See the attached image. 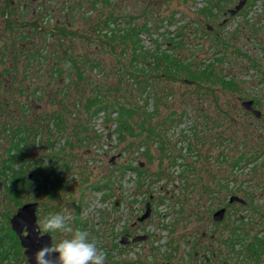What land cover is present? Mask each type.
Masks as SVG:
<instances>
[{"label":"rangeland","instance_id":"374dc122","mask_svg":"<svg viewBox=\"0 0 264 264\" xmlns=\"http://www.w3.org/2000/svg\"><path fill=\"white\" fill-rule=\"evenodd\" d=\"M212 2L208 7L207 0L48 1L55 14L33 32L31 49L27 44L28 52L14 57L8 52L10 43L24 39L9 31L11 25L5 26L6 17L0 15V165L13 134L14 143L21 142L18 167L26 166L33 181L17 194V212L38 203L40 221L52 214L70 215L74 230L88 231L98 240L106 264H176L191 249L207 254L209 246L212 252L219 250L229 230L217 227L213 214L229 206V188L248 203L228 209L229 228L237 216H245L246 224L252 222V234L257 233L252 202L264 212V0H247L235 16L228 11L240 0ZM40 3L33 10L40 11ZM206 6L212 16L202 13ZM40 20V15L31 19L33 24ZM182 41L184 47L172 50ZM133 42H140L151 58L159 46L175 51L177 58L190 61L192 71L208 68L214 76L187 83L185 73L179 79L154 73L158 88L148 101L141 96L144 76L134 68ZM32 53L33 61L27 63ZM59 61L63 72H58ZM25 66L29 77L20 82L17 73ZM219 79L232 81L237 89L224 87ZM19 83L32 86L23 106L17 101L22 98L16 92ZM95 96L110 110L111 119L104 124L118 140L105 156L94 152L100 138L96 122L92 125L95 114L86 108ZM254 97L261 119L241 105ZM123 107L133 112V134L126 133L120 142L114 133L117 124L113 126ZM151 126L158 136L151 135ZM252 147L261 159L248 166L241 162L233 170L230 164L243 154L253 155ZM46 185L51 190L62 187L51 197L42 191ZM149 201L154 213L140 225ZM49 234L54 235L52 244L65 238L59 232ZM144 235L147 241L120 243L123 237ZM24 252L17 237L16 264H28Z\"/></svg>","mask_w":264,"mask_h":264},{"label":"flooded vegetation","instance_id":"af4514ba","mask_svg":"<svg viewBox=\"0 0 264 264\" xmlns=\"http://www.w3.org/2000/svg\"><path fill=\"white\" fill-rule=\"evenodd\" d=\"M0 1L3 2V5L0 4V15H2L3 17H6V21L4 23L5 26H6V23H9L11 25V28L9 31H13V32L17 33L19 35V39H24V42H20V43H19L18 39L16 40V42H11L9 45L8 52L13 54V57H14V55L24 54V52L26 54V52H28V50H26L27 44H29L28 47H29V49H31V39H32L33 32L34 31H41L40 28L42 26V21L44 20V18L48 17L47 20H49L52 17L51 15L55 14V10L49 11V9H48V1H52V0H41L42 4L40 3L41 4L40 5V11H37V9L33 10V4H37V0H0ZM4 5H6L7 7H4ZM49 14H51V15H49ZM39 15H40L41 20L36 21L33 24L31 21L32 17H37ZM225 16H227V14H225ZM27 18H29L30 21L26 20ZM58 21H60V20L57 19V22ZM58 23H56L57 24L56 26H58ZM220 26H222V25H220ZM32 56H33V53L28 56L29 58L27 59V63H30L33 61ZM58 64H59L58 72H61V71L63 72V68H64L63 61L62 62L59 61ZM28 66H31V68H30V73H31L34 64L31 63ZM28 66H25L24 69L20 73H17L18 74L17 79L20 82L28 79V77H29L27 75ZM12 71H16L15 66L12 67ZM0 76H2V73ZM12 77L15 78L14 75H12ZM17 87L18 88L16 89V92L18 91V96L20 98L22 97L21 98L22 100L18 99L17 101L20 103V106H23L22 103L26 104L28 99L31 97L32 86H30V84H27V83H25L24 86H22V84L19 83L17 85ZM249 101L253 102L252 108L254 110L260 112L261 117L257 118V116L254 115V113L248 111V112H250L249 114L253 115L257 119H261L263 114L259 110V104H260L259 101L255 97ZM243 102H245V101H243ZM242 107H243V105H242ZM0 126H1V124H0ZM9 137L11 139L10 140L11 143L7 149L8 156L7 155L3 156L5 159L3 160L4 161L3 164L0 165V171L2 170L3 167L10 166L11 160H13V158L15 156L16 150H15V143L12 140L13 134H10ZM11 149H13V150H11ZM257 149H260L259 145H258ZM251 150L253 151L255 149H253V147H252ZM254 152L255 153L253 155H251L253 158L256 156V150ZM262 153H264V151H262ZM0 154H2V153L0 152ZM240 157H239V159H240ZM239 159L235 160L234 162H232L230 164V166L232 167L233 170L235 168H239V166H240L238 163ZM256 159L260 160L261 156L257 155L255 158V161H256ZM114 162H115V160H113V163ZM250 164H252V163H250ZM5 182H6V180H3L0 178V210H1V208H3V213L0 212L1 213L0 214V264H16V248H17V237L18 236H17V233L15 232V230L13 229V227L11 226V219L17 214L16 207H15L16 188H8L7 185L5 184ZM9 186H11V185H9ZM218 190H220V188ZM237 192L238 191H235V190H234V193L231 192L230 193L231 194L230 199L232 196H236L235 194ZM217 194H218V192L213 193V195H217ZM1 195H3V199H1ZM230 199H229V206L227 208L223 207L226 209V215H227L228 209H230L232 205H235V206L241 205L240 203L239 204L238 203L231 204ZM152 200H153V195L150 197V201H152ZM150 201L147 204L150 203L152 206V202H150ZM6 204L9 205L7 207V213H5ZM13 204H14V206L12 207V209H10L11 205H13ZM254 204L256 205L255 200H254V202H252V210H253V215L256 217V219H255L256 226L255 227H258V229H256V232H257V234H259V236L261 238H264L263 237L264 236V217L259 216L260 208L256 207ZM116 206L117 207L120 206V200L116 203ZM146 207H147V205H146ZM145 213H146V209H145V211H141L140 218ZM153 213H154V209H152L151 216ZM151 216H150V218H151ZM149 219H147L144 222H147ZM144 222H140V225H144ZM235 228H236V226L234 224H232V228H231V230H229L228 234L232 230H234ZM149 239H151V235H149ZM212 239H213V237H212ZM52 240H54V235H52ZM129 240H130V238H129ZM224 240L225 239H222L223 243H222L221 248H219V250L212 252L213 248L211 246H209V251H208L209 254H207V253H200V251H192V249H191L189 254L186 256L187 258L184 259L182 256H180L181 257L180 259H184V261L183 262H177L176 264H264V253H262V252H264V249H261V251H258V253L260 255H257L256 253H253V252L247 253V254L246 253H240V252L236 251V249H234L232 247V245L226 244L224 242ZM130 244L131 243L129 241L127 246ZM177 250H178V252H180V248L178 249V247H177ZM27 262H28V259H27ZM28 264H29V262H28ZM114 264H119V263H114ZM163 264H173V263L166 261Z\"/></svg>","mask_w":264,"mask_h":264},{"label":"trees","instance_id":"16d2710c","mask_svg":"<svg viewBox=\"0 0 264 264\" xmlns=\"http://www.w3.org/2000/svg\"><path fill=\"white\" fill-rule=\"evenodd\" d=\"M212 1H216V0H207V6H212L214 5V3ZM220 1V0H219ZM256 1V0H254ZM205 7L202 10V13H206L209 16H212L213 14V10L211 9H207L208 7ZM146 28V27H145ZM147 30V28H146ZM135 35H138L137 29L134 30ZM130 34V40L131 38H134V35ZM125 39V36L122 37ZM133 44L135 45L134 49V64L136 65V67H134L136 69V71H138L140 73V75L143 74L144 77H142L140 79V92H141V96L145 97L146 95L148 96L147 100L149 101V99H151V95L149 94L150 92L154 93L153 95H155L156 91V87L158 88V85H155L157 78L159 77H153L152 74L156 73H161V78H172L175 77V79H179L182 77V75L185 73L186 74V79H188L187 83H192L194 81H205V80H209L211 78V76H214V74L212 73H208V68L205 69H201V71H192L189 67L191 66L190 61L188 60H181L180 58H177L175 55V51L168 53L166 50H162L161 46H159L157 48V51L155 54H153V58H151V56L149 55V51H146L141 45L140 42H133ZM185 45L182 43H174L172 50L174 49H178L181 47H184ZM140 50L143 51V53H140ZM145 55V56H144ZM147 56L148 58L150 57L152 60H150L149 62H147ZM141 57L144 60V63H141L139 61V58L141 59ZM153 59L155 61H153ZM220 60V59H219ZM74 62V61H73ZM140 62V66L138 65ZM76 63V61H75ZM140 67V68H139ZM219 81L222 83V85L224 87H228V88H232V90L237 89V87L235 86V84L232 81H227L224 79H219ZM155 85V86H154ZM101 96H95L91 99H88V105H87V111L90 113L92 111V114H97L99 113L101 110H107V106L103 107V101L101 100ZM93 109H95L93 111ZM156 111V110H154ZM92 115V116H93ZM133 116V112H131L129 109L126 108H122L121 112L119 113V115L116 116L114 122L117 124L116 128L114 129V133L118 134L119 136V140L120 142L123 141L125 139V134L126 133H130L133 134V127L132 124L129 120H131ZM109 117L111 119V115H110V111H109ZM144 119L142 120V128H143V123H144ZM172 123V122H171ZM57 125H62L61 122L59 121L57 123ZM59 128V127H58ZM151 135L153 136H158L159 134L156 131V128L154 130V128L151 126ZM59 131V130H58ZM23 141V140H22ZM118 141V140H117ZM54 145V144H52ZM15 156L13 158V160H11V165L10 166H6L3 167L2 170L0 171V178L3 180H6L5 184L7 185L8 188H16V192H15V202L17 200L18 205L20 204L19 200L16 199L17 198V194L21 193V192H25V190L27 189V185H30L31 182H33L30 178L32 177L31 175H27L26 173V166H19V163L22 162L23 160L20 157V151H21V142L20 141H16L15 142ZM55 161H59L58 158H55ZM255 158L251 157H247L246 155H242L238 161V163L240 164L241 162H246L245 166H248L250 163L254 162ZM141 165V163H140ZM240 167V166H239ZM140 169V167H138ZM138 168H134L136 170H139ZM127 169H133L131 166H128ZM6 178V179H5ZM10 178V179H9ZM36 181H39L38 179H36ZM11 183V184H10ZM11 185V186H9ZM63 185V184H61ZM60 185V187H54V188H61L62 186ZM13 186V187H12ZM32 186V185H31ZM48 186L46 185L45 188L42 189L43 193H45V195L47 196H51L53 197V195H55L56 192H59V189H49L47 188ZM30 190H34L37 192V189L34 188H29ZM97 189L99 190L100 188H94V190ZM140 189V188H139ZM225 190V188H220L219 192H223ZM211 191V189L209 190V192ZM229 191H232L234 193V190L226 189V192L228 193ZM152 196V195H151ZM150 200V198H149ZM253 201V199H252ZM248 204V203H247ZM81 207H83V202H81L79 204ZM242 208H245V206L240 205ZM260 217H264V212L260 211L259 214ZM245 216H237V223H234V225L236 226V228L234 230H232L226 237H224V242L228 245H232V247L234 249H236V251L240 252V253H256L257 255H260L258 253V251H261V249H264V238H261L259 236V234H252L253 228H252V222L250 224H246L245 221ZM252 221L253 219L250 218ZM227 218H225V220L221 223H216L217 227H222L224 228V230H231V228H229V223H226ZM240 222V224H239ZM53 234V233H52ZM264 253V252H262ZM261 253V254H262Z\"/></svg>","mask_w":264,"mask_h":264},{"label":"clouds","instance_id":"9594fccd","mask_svg":"<svg viewBox=\"0 0 264 264\" xmlns=\"http://www.w3.org/2000/svg\"><path fill=\"white\" fill-rule=\"evenodd\" d=\"M72 219L70 215L57 213L37 221L39 232H59L65 238L51 246H42L34 255L36 264H106V255L98 247V240L90 238L88 231L74 230ZM130 243L133 242L130 240Z\"/></svg>","mask_w":264,"mask_h":264},{"label":"water","instance_id":"95a60500","mask_svg":"<svg viewBox=\"0 0 264 264\" xmlns=\"http://www.w3.org/2000/svg\"><path fill=\"white\" fill-rule=\"evenodd\" d=\"M169 1V0H163ZM247 0H240L239 4L233 9L229 10L228 13L231 16H235L242 8L246 5ZM211 29V28H210ZM245 110L254 113L257 118L261 117V113L252 108V101H245L242 103ZM240 203L242 205H247V201L240 198L239 196H232L230 203ZM39 204L38 203H28L23 205L17 212V214L11 219V226L17 233L18 239L20 240L21 246L25 249V256L28 259L29 264H36L34 255L42 246H51L52 236L51 234H43L37 229V221L39 220ZM152 212L151 204H147L146 213L139 218V222H144L150 218ZM226 215V209L221 208L213 214V220L216 223H221L224 221ZM148 236H137L131 241L133 243H140L147 241ZM128 237H124L121 244L127 245L129 242ZM57 254H53L55 256Z\"/></svg>","mask_w":264,"mask_h":264},{"label":"built area","instance_id":"2783aa9c","mask_svg":"<svg viewBox=\"0 0 264 264\" xmlns=\"http://www.w3.org/2000/svg\"><path fill=\"white\" fill-rule=\"evenodd\" d=\"M200 1L201 0H196V3H199ZM109 111L110 110H101L99 113L95 114V116L92 118V125L94 124V122H96L97 125L96 133L100 138V141L94 146V152L104 156L107 154L108 151L113 152L118 142L117 136L113 134V136L111 137V133L108 131V128L104 124L105 121L109 119ZM114 115H117L116 112H114ZM115 126L116 123H114L113 127ZM101 132H103L104 134H101Z\"/></svg>","mask_w":264,"mask_h":264}]
</instances>
